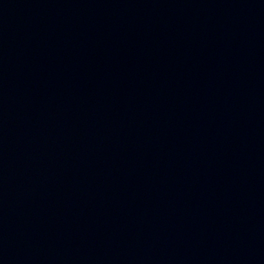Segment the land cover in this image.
Masks as SVG:
<instances>
[{
  "label": "water",
  "instance_id": "water-1",
  "mask_svg": "<svg viewBox=\"0 0 264 264\" xmlns=\"http://www.w3.org/2000/svg\"><path fill=\"white\" fill-rule=\"evenodd\" d=\"M0 264H264V0H0Z\"/></svg>",
  "mask_w": 264,
  "mask_h": 264
}]
</instances>
